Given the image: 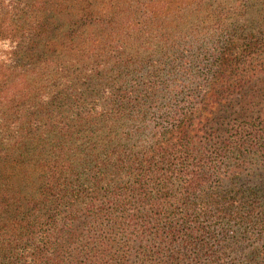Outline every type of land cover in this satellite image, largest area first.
Segmentation results:
<instances>
[{"label": "trees", "instance_id": "1", "mask_svg": "<svg viewBox=\"0 0 264 264\" xmlns=\"http://www.w3.org/2000/svg\"><path fill=\"white\" fill-rule=\"evenodd\" d=\"M60 1L0 0V264H264V0Z\"/></svg>", "mask_w": 264, "mask_h": 264}, {"label": "rangeland", "instance_id": "2", "mask_svg": "<svg viewBox=\"0 0 264 264\" xmlns=\"http://www.w3.org/2000/svg\"><path fill=\"white\" fill-rule=\"evenodd\" d=\"M62 1L64 2L66 0H62ZM62 1H60V2H62ZM124 1L125 0H92L90 2L91 5L89 4V6H88V8L91 7L93 10H95L97 12H104L106 10V12L113 13L114 17L116 18V19H114L113 26H115L117 29H119L120 38H122V39H125L127 37V35H128L127 32L128 31L131 32V28L128 29L126 24L121 23L120 21L117 20V18H120V15H119L120 13L124 14V13H126L128 10H130L132 8V7L128 6V5H125ZM137 1L139 2V1H142V0H137ZM78 5H79L78 3H75L74 6L71 9H67V10L65 8H61V7L58 6L59 9L56 12L57 13V17H56L55 23L59 22L60 30L68 28L67 29V34L65 36H60V38H58V42L62 43L64 46H68V47L73 46L75 44V42H77V40H78L77 33L81 32V31L83 32L84 29H85V28H82V26H79V30H78V26L77 25L73 26V24L70 26L71 28L68 27L69 26V20H73V21H75V20L78 21L79 20L78 17L77 18L74 17L78 13V9H77ZM122 7H124V8H122ZM49 8H50V12H52L55 9V7L51 6V5L49 6ZM118 12H119V14H118ZM77 30H78V32H77ZM89 30L90 29L87 28L88 32H89ZM132 32L136 33L133 30H132ZM139 35H140V33H139ZM161 41H163V39H161ZM121 42L123 44H125V54L126 53L129 54V53L133 52V50L130 47V44H131L132 47H136L137 46L132 41H127L125 43V42H123L121 40ZM129 42H130V44H128ZM115 43H117V42H115ZM178 44L183 46V44H180V43H178ZM149 46H150L149 43H143L142 44L143 50H145L147 48L149 49ZM58 48L60 49L61 45H59ZM159 48L158 47L155 48L152 52L154 54H156V52H157V50ZM161 54H157V55H155L152 58V61H151L152 66H154V65L159 66L161 61H163L164 59L171 60L174 57L171 52L166 53L165 56H162ZM163 55H164V52H163ZM75 69L76 68H72L70 70H75ZM77 72H78V70H76V73ZM229 103H230V99H229L228 102L225 101V102H223L221 104H215L214 106L210 107L205 112V119H208L210 121V119L215 117V116L219 117L220 115H223L225 113V110H226L227 106L229 107ZM245 181L246 180H244V182ZM249 182L252 183V181H249Z\"/></svg>", "mask_w": 264, "mask_h": 264}]
</instances>
